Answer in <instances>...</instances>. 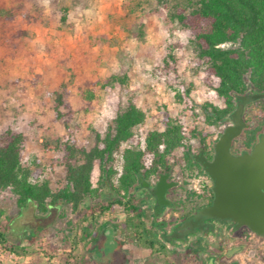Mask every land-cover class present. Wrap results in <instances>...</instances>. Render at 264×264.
<instances>
[{"label": "rangeland", "instance_id": "1", "mask_svg": "<svg viewBox=\"0 0 264 264\" xmlns=\"http://www.w3.org/2000/svg\"><path fill=\"white\" fill-rule=\"evenodd\" d=\"M196 2L0 0L2 12L10 15L11 28L25 30V35L15 39L16 52L0 43V133L11 129L25 135L22 162L37 175L33 182L47 180L52 189L61 187L65 182L63 144L91 149L99 144L112 119L133 103L144 112V119L113 154L109 163L112 187L103 183L94 163L93 190L83 205L125 198L115 190L123 149L144 150L145 137L162 131L166 117L180 127L184 138L183 146L167 157L169 169L184 182L180 191L184 203L207 198L211 179L203 177L202 186L194 190L192 180L206 173L188 168L183 152L196 155L197 134L213 143L230 123L205 122L204 105L209 111L211 106L224 104L214 90L218 79L205 74L189 32L177 19V14L187 13ZM63 91L71 110L66 126L53 114L56 93ZM263 105L264 96L257 104L245 106L246 125L232 142L233 151L238 152L244 131L256 124ZM150 160L151 155L145 154L143 165ZM122 211L115 206L101 215L96 212L82 224L83 206L72 209L59 203L41 212L33 201L18 205L9 189L0 190V225L7 221V239L24 247L16 254L0 252V263L143 264L148 252L123 229ZM235 234L240 248L219 255L229 256L224 264H264V235L256 236L247 227ZM169 255H160L154 264H170L173 257ZM178 260L180 264H207L195 254L189 262L177 257L175 264Z\"/></svg>", "mask_w": 264, "mask_h": 264}, {"label": "trees", "instance_id": "2", "mask_svg": "<svg viewBox=\"0 0 264 264\" xmlns=\"http://www.w3.org/2000/svg\"><path fill=\"white\" fill-rule=\"evenodd\" d=\"M162 1V0H157ZM179 23L189 32L197 60L205 66V74L215 77L218 83L214 90L223 101V107L204 105L205 122L208 125H221L236 107V99L246 93L264 94V0H197L187 13L177 14ZM9 13L0 8V40L11 53L18 49L15 39L25 35L23 29L11 28ZM114 77H111V79ZM261 98L249 102L257 104ZM53 114L64 126L71 116L66 92L56 93L53 101ZM144 119V112L133 103L118 113L109 124L99 144L91 149L63 144V165L65 182L61 187L52 189L47 180L42 183L32 181L37 176L31 167L22 162L25 135L6 129L0 133V190L9 189L17 197L18 205L31 200L37 209L44 212L48 206L59 203L69 204L72 209L83 206L85 212L82 224L92 220L96 212L100 215L108 210L110 204H85V199L92 192L91 172L94 163L98 164L100 178L109 184L113 171L109 167L114 152L121 143L131 138L133 128ZM162 131L148 133L144 140V150L124 148L122 151V170L117 178L116 192L127 194L136 185L139 176H149L169 170L167 157L183 146L180 127L170 118L163 121ZM264 131V105L256 124L244 131V140L238 152L249 150ZM196 137V133H191ZM207 142L206 135L197 134L199 151L210 160L214 153V143ZM236 139V138H235ZM233 139V141L235 140ZM151 155L150 163L143 165V156ZM188 168L204 172L195 155L183 152ZM212 194L211 188L208 194ZM114 204H121L115 197ZM126 212L137 213L132 199L128 200ZM129 227L136 225L129 220ZM7 221L0 225V252L16 254L24 247L14 244L6 237ZM135 228V227H133ZM141 229L139 225L136 227ZM143 233H147L143 231ZM150 233V231H149ZM140 234L133 231V235ZM1 264V263H0ZM178 264L180 261L178 260ZM183 264H186L183 262Z\"/></svg>", "mask_w": 264, "mask_h": 264}, {"label": "flooded vegetation", "instance_id": "3", "mask_svg": "<svg viewBox=\"0 0 264 264\" xmlns=\"http://www.w3.org/2000/svg\"><path fill=\"white\" fill-rule=\"evenodd\" d=\"M261 134H264V131ZM249 151L250 149L240 153L235 152L231 146L233 154ZM164 174L167 175L166 183L173 182L174 185L165 190L164 202L160 203L153 193V189ZM183 184L182 178L170 169L154 175H141L133 189L124 194L125 198L120 199L121 204H114V199L107 203H111L107 211L115 206H120L123 209V229L129 231L132 241H141L144 250L148 252L143 264H154L160 255L167 258L171 253L173 259L170 264H175L177 257H182L189 262V257L192 254H195L197 259L206 261L207 264H224L229 256L219 258V255L225 254V252L233 254L238 251L240 246L236 242L238 236L235 233L240 227L245 226H237L228 219L203 218L196 220V212L211 204L213 193H209L205 200H196L185 204V199L180 193ZM130 199L134 201L136 206L137 213L135 214L126 212L127 201ZM171 209H177V211L171 215L168 213ZM129 220L136 223L133 226L135 228L127 225ZM186 222L193 223L184 228H179ZM139 225L141 226L140 230L136 228ZM133 231H139L140 234L134 236ZM143 231L147 233H143ZM254 235L259 236L256 233Z\"/></svg>", "mask_w": 264, "mask_h": 264}, {"label": "water", "instance_id": "4", "mask_svg": "<svg viewBox=\"0 0 264 264\" xmlns=\"http://www.w3.org/2000/svg\"><path fill=\"white\" fill-rule=\"evenodd\" d=\"M264 94L246 93L236 99V107L227 117L229 125L214 143V153L208 160L202 151L195 155L204 172L212 181L213 200L200 208L196 220L203 218L228 219L237 226H245L259 236L264 235V134L252 145L249 152L233 154L231 146L245 128V106ZM166 174L155 185L153 193L164 202L165 190L174 185L166 183ZM193 222L179 226L184 228ZM230 255L231 253H227Z\"/></svg>", "mask_w": 264, "mask_h": 264}, {"label": "built area", "instance_id": "5", "mask_svg": "<svg viewBox=\"0 0 264 264\" xmlns=\"http://www.w3.org/2000/svg\"><path fill=\"white\" fill-rule=\"evenodd\" d=\"M204 175H205V176H198V178H194V179L192 180V182H194V183L192 184V188H194V190H198L199 187L202 186V184H200V180H201L203 177H206V178L210 179L209 176H208L207 174H204ZM195 181H196V183H195ZM204 182H206V181H204Z\"/></svg>", "mask_w": 264, "mask_h": 264}]
</instances>
